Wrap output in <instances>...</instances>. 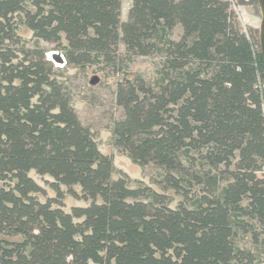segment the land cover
Here are the masks:
<instances>
[{"label":"trees","instance_id":"obj_1","mask_svg":"<svg viewBox=\"0 0 264 264\" xmlns=\"http://www.w3.org/2000/svg\"><path fill=\"white\" fill-rule=\"evenodd\" d=\"M121 17L122 0H0V264H259L235 243L240 230L255 243L264 236L259 31L242 32L225 0H132ZM21 26L62 51L63 68L118 70L121 44L128 56H165L158 90L140 77L117 85L124 117L111 132L133 164L163 170L161 189L184 199L177 208L114 179L46 50L28 47ZM177 26L180 39H168ZM32 171L50 177L56 197ZM67 195L87 205L66 211Z\"/></svg>","mask_w":264,"mask_h":264},{"label":"rangeland","instance_id":"obj_2","mask_svg":"<svg viewBox=\"0 0 264 264\" xmlns=\"http://www.w3.org/2000/svg\"><path fill=\"white\" fill-rule=\"evenodd\" d=\"M230 3V9L235 14L240 29L245 34H248L251 29L259 31L261 25V11L257 4L245 3L241 4L239 0H225ZM132 6V0H122V22L127 21L129 10ZM19 34L23 37L28 47L41 46L46 50L45 58L48 61L50 53L58 54L61 63L52 58L51 65L55 69L60 80L64 83L65 88L70 93L72 105L75 108L81 122L86 127L90 128L94 134L100 150L105 155L111 157L114 166V179L120 177L127 178L129 185L135 189L138 187L149 188L152 192L163 193L169 196V206L177 208L184 201L183 197L169 189L163 191L158 184L163 177V170L153 164L145 167H140L132 163V161L114 146L111 128L116 121L123 119L124 109L116 103V90L120 82L133 80L136 77L142 78L147 84L158 90L161 83L160 68L164 59L163 54L156 53L149 57L128 56L123 44L119 46V65L118 70L112 67H107L102 63L86 66L84 68H63L65 59L62 51H56L54 44L46 43L36 39L31 31L21 26ZM182 35L181 26H177L168 36V39L179 40ZM53 54V55H54ZM57 64L64 65L59 68ZM30 176L35 179L46 190V197H56V192L47 184L46 179L51 180L46 176L41 178L35 171L30 173ZM214 177V175L212 174ZM208 178L209 184L213 183L214 179ZM218 195L226 186L225 182H218ZM79 190V188H77ZM200 187H196V197L202 195ZM193 192H195L193 190ZM152 194V193H151ZM41 200H45L44 195H39ZM143 201H150V196L142 198ZM66 211H70L74 206H86L87 203L83 200L75 199L72 196H66L64 199ZM195 205V204H194ZM193 204L188 203L189 207ZM0 238L2 236L0 235ZM260 237L259 243H255L251 234H243L240 230L235 238L236 246L239 249L252 252L258 259L259 264H264V244Z\"/></svg>","mask_w":264,"mask_h":264},{"label":"water","instance_id":"obj_3","mask_svg":"<svg viewBox=\"0 0 264 264\" xmlns=\"http://www.w3.org/2000/svg\"><path fill=\"white\" fill-rule=\"evenodd\" d=\"M260 11H261V16H262V20H261V25L259 28V41H260V48H261V54L264 60V0H256ZM53 59L58 61L59 63L62 62V60H60V57L58 54H54L53 55ZM64 62V60H63Z\"/></svg>","mask_w":264,"mask_h":264},{"label":"bare ground","instance_id":"obj_4","mask_svg":"<svg viewBox=\"0 0 264 264\" xmlns=\"http://www.w3.org/2000/svg\"><path fill=\"white\" fill-rule=\"evenodd\" d=\"M53 54H54V53H50V54H49V57H50L49 60H52L51 55H53ZM57 66H58L59 68H62L64 65L57 64Z\"/></svg>","mask_w":264,"mask_h":264},{"label":"built area","instance_id":"obj_5","mask_svg":"<svg viewBox=\"0 0 264 264\" xmlns=\"http://www.w3.org/2000/svg\"><path fill=\"white\" fill-rule=\"evenodd\" d=\"M53 55H51V57H52ZM50 57L48 56V59H49ZM63 60H64V62H65V59L63 58ZM50 61H52V60H50Z\"/></svg>","mask_w":264,"mask_h":264}]
</instances>
